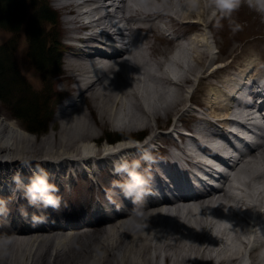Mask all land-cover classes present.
I'll list each match as a JSON object with an SVG mask.
<instances>
[{"label": "bare ground", "instance_id": "obj_1", "mask_svg": "<svg viewBox=\"0 0 264 264\" xmlns=\"http://www.w3.org/2000/svg\"><path fill=\"white\" fill-rule=\"evenodd\" d=\"M91 1L98 4L84 12L80 11V4L71 2L64 6V9L72 14L71 20L74 21L73 29L80 30L82 28H94L98 26L103 28V32L107 35L116 34L115 22L111 18L113 16L112 11L114 10L120 13V16L117 13L119 17L118 23L123 21L124 26L129 30V44L130 46H134L136 50L127 47L120 55L108 56L101 54V49L92 45L93 39H88L87 45L89 46L84 51L90 52L86 55L89 58L83 59L81 54L75 52L69 63L72 71L70 76L76 79L77 85L75 87H78V93L73 98H68L67 102L61 105L56 118L68 115L71 107H74V109L79 108L80 100H83L86 93L90 91L92 98L94 96L104 98L106 95L105 99H110L111 101L109 106L104 103V99L97 102V106L100 107L101 119H105L109 114L107 118H115L116 121L128 124L134 129L137 128L136 126L141 125L145 128L152 127L155 117L161 116L160 110L158 111L154 106L155 103L162 101L165 107H170L183 99L184 94L179 88L172 87L174 84L183 85L181 81L189 83L192 80L194 81L196 77L202 78L224 73V75L215 77L214 83L209 84L211 86L208 87V96L211 95V103L202 106H206L210 114L215 112L213 115L217 118V121L207 119L208 129L206 132L203 131L201 133V137L203 139H210L213 131L223 132L221 130L230 121L227 114L233 111L232 104L237 101V96L244 93L247 85H252V75L261 74L258 66L256 64L250 65L249 62H247L246 71L240 74L241 77H227L228 74L225 73L227 72V66L224 65L211 68L212 70L208 69L207 63L212 64L215 59L219 58L213 55V49L218 45L215 40L219 41L211 37L209 25L211 13L207 8L208 5H210V8L212 7L211 3L213 1L150 0L148 1V7L143 5L136 6L134 3L132 4L134 0H120L119 3L108 2L106 0L103 3H101L103 0H87L86 3ZM255 1H258L259 5L264 6V0ZM92 13L95 15L88 23L79 24L82 14ZM96 15L98 16L95 17ZM160 20H166L168 27L171 28L174 34L173 37L165 34L158 23ZM133 21L136 22V27L132 25ZM141 40H144V45L148 41V50L146 46L139 45ZM164 41L174 42L173 45L176 46L174 55L170 54L171 51L166 53L161 49ZM102 47L106 48L107 46ZM129 58L130 60H134L132 61L134 65L135 62H148L151 59L159 64L171 63L174 65V67H171V70H168L164 66L160 71L162 73L161 77H156L159 76L158 73L148 72L149 75L156 78L171 81V87H166L163 84L164 81L162 85L160 83L153 84L150 91L152 96L156 97L155 103L150 99L148 92L145 95L144 104L140 100V104L145 106L143 112H135L127 101V95L136 93L135 90L129 91L132 79L128 67H125L126 60H129ZM110 62L111 65L107 67V63ZM197 66L200 67L196 69ZM243 66L244 64L236 68L237 72L245 70ZM176 71L178 72L176 73ZM171 76H175V80ZM230 87L232 90H229ZM228 90L231 95H228ZM137 93H141V90H138ZM191 96V94L187 95V102L191 101ZM170 109H167V112L168 110L170 112ZM211 110L213 111L212 113ZM167 112L165 111V113ZM80 114L72 115L68 119H62L63 132L69 134L67 139L63 135L59 142L56 143L54 141L49 143V138H44L41 141L49 145L47 147L49 154L46 155L38 153L29 154L34 151L42 152L41 149H38V145H36V136L25 131L15 121L0 115V186L7 188L12 186L14 184L12 174L21 169L24 171H21V173H28V177L31 176L38 165L45 169H49L51 166L56 176L64 177L69 183L74 176L71 174L67 176L68 172L71 173L81 160L90 162L91 166L100 162V164L102 162L108 163L126 150L134 151L132 144L134 140L123 139L115 143L105 142L104 147L101 149L102 153L98 152V144L95 137L99 135V132L97 128H93L85 113L80 112ZM217 122H222V124H218ZM219 125L223 127L221 128ZM132 128L129 129L131 130ZM172 131L179 132L176 124H174ZM166 132L169 133V130ZM154 136L155 133L153 134ZM142 142L145 141L142 140ZM76 143L79 144V149L76 147ZM172 144L176 145V142L174 141ZM57 147L63 148L64 152L61 154L55 153ZM199 149L205 154L211 152L205 151L203 148ZM26 150L29 153L26 154ZM79 150L81 154H77ZM252 152L250 158H242L238 161L227 178V181H229L235 175L242 185L241 192L248 190L245 199L239 201V203L242 202L244 205L241 206L238 203L243 212L247 204H249L248 208L250 206L256 209L264 208V182H254L251 180L258 173H261L264 167V146L260 148L256 147ZM24 160L30 161L31 167L24 166L22 163ZM175 172L177 171L175 170ZM242 173H245V175L248 173V178L242 180ZM176 174L179 175V173ZM94 178H96V181L90 187L92 188L97 185L94 190L98 189L99 191L103 186L100 181L101 178H98L96 173H94ZM119 178L121 179V177ZM24 179L26 180V178ZM106 181L107 179L102 180L103 183H106ZM258 183H262L263 189L259 188ZM58 186L63 189L65 185L60 183ZM81 187L85 188V184L83 183ZM58 194L62 196V204H66L68 195L66 193ZM124 194L123 190H119L115 194V198L120 199L119 195L124 196ZM6 196L8 195L6 194ZM106 197L107 194L104 198ZM3 198L8 201L10 212L0 215V226L3 227L0 228V264H157L150 255L152 252H158L161 248L166 251L171 248L183 249L175 256L172 252H167L165 254L167 264H191L194 253L195 259L202 254L203 260L200 261V264H210L216 257L204 259L212 249V240H209L210 236L207 232V226L208 224L214 225L217 221L213 217L209 218V212L222 208L227 213H233V209L228 207L226 201L234 199L227 190H223L217 196L198 200L194 204L195 209H193L194 207L190 203L178 204L173 210L176 212L175 215H182L176 223L181 228L170 234L166 228L167 218L163 217L166 213L163 208L158 206H148L146 209H143L144 206H140L131 211L124 210L115 219L110 220L112 223L106 226L90 229V231L82 229L78 233H67L66 230L74 229L77 226L62 228L52 225L48 228L45 225H38L31 221L22 223L20 220L24 222L23 217L15 214V209L21 207V199L18 200L21 203H17L12 198ZM112 198L113 194H110L107 200H113ZM28 210L29 212L39 211V209L32 205L28 206ZM66 211V207L60 208L61 213L58 214L49 208L46 210L47 214L52 215L56 220H61L60 214L64 215ZM135 212L137 213L135 214ZM97 213L101 215H95ZM183 213H186L185 217ZM90 215V219H92V217L102 216V212L97 211L94 214L90 213ZM262 215L264 216V212H256V217H261ZM243 217H241L242 222L240 221L239 225L233 224L229 230L233 235L231 240L235 243H232L231 246L233 247L228 245L229 248H226L224 246L225 248L222 250V253L217 256L220 257L219 264H232V262L235 263L240 259H247L249 254L254 257L251 264H264L263 262L260 263L262 253H257L255 250L258 247L256 244L258 233L256 219L248 221V216L244 215ZM47 219L50 218L47 217ZM205 220V225L201 227ZM244 220L247 221L245 222ZM247 222H249L248 227L244 230L245 225L243 224ZM4 224H11V228H8ZM199 228H201L200 232L194 235L193 230ZM226 230H223V234H227ZM188 232L192 233L184 237L183 234L187 235ZM88 233L91 237L86 236ZM181 234L182 236H180ZM157 235L158 238L156 237ZM151 238L154 239L152 240ZM263 239L262 241H264ZM237 241L241 243L244 249L237 246ZM224 244V239H221L215 245Z\"/></svg>", "mask_w": 264, "mask_h": 264}, {"label": "rangeland", "instance_id": "obj_2", "mask_svg": "<svg viewBox=\"0 0 264 264\" xmlns=\"http://www.w3.org/2000/svg\"><path fill=\"white\" fill-rule=\"evenodd\" d=\"M148 1L150 0H134L132 1V4L138 6V5H143L148 7ZM213 3H211L212 7L210 8V5L207 6L209 12L211 13V21L209 22L210 28H211V37L214 39L216 38L219 42L215 40V42L218 44L215 46L213 49V55L216 57H219L215 59V64L214 63H207L208 69H213L214 66H219V65H224L227 66L225 72L227 77H230L232 74L230 72H235L236 68H238L240 65H242L245 62H249L251 64H256L260 70L261 73H264V7L259 5L255 0H211ZM45 0H39V5L41 6ZM49 4L51 8L55 9L59 13V23L57 25L55 24H48L47 25V30L48 32L54 31V35L58 37L62 41V43H67V35L69 33V26L66 21V11L64 9L59 8L57 4L52 2V0H49ZM205 2V1H204ZM206 4V2H205ZM220 7L219 13H216L217 8ZM11 32H9L6 29H1L0 28V43L5 42L11 37ZM162 42V41H161ZM174 42L170 41H164L163 44L161 45V49L164 50V52H170L172 54L175 49V45H173ZM139 45L141 43L139 42ZM148 41L144 46H146L148 50ZM180 47V46H179ZM131 49L136 50L134 46H131ZM179 49V48H177ZM27 50H28V45H27V39H26V34L24 31L21 32L20 34V42H19V47L16 51V59L17 62L20 66V69L25 76V78L29 81V83L33 86L35 90H37L39 95H46L49 96L53 93V100H56L59 97V94H64L71 96L74 93L76 94V79L70 76L71 74V69L69 67L70 63V58L71 54L69 55L68 52H64V57H63V72L60 75H57L53 77V83L51 90L47 87H44V83L42 81V74L38 69L32 64L30 59L28 58L27 55ZM138 58V57H137ZM134 60H129L125 63V67H128L131 75V82H130V89L135 90V94L127 95V91L125 92L128 98V102L131 104L130 106L133 108L135 112H143L145 109V106H142L140 104L141 102L144 104V98L145 95L148 94L150 95V99L155 103L156 97L151 94L150 89L152 88L153 84H163L169 88L171 81L168 80H162L160 78L156 77H161L162 73L160 72L163 67L165 66L168 70H171L172 65L171 63H166V64H159L155 60H149L148 62H135V65L132 63ZM130 62L132 64H130ZM205 64V63H204ZM214 64V65H213ZM107 65H110L107 64ZM108 67V66H107ZM200 66H197L196 69H198ZM203 67V66H202ZM232 69H229L231 68ZM211 69V70H212ZM177 70V69H176ZM148 72H153V73H158L159 76H152L149 75ZM160 72V73H159ZM163 72V71H162ZM178 71H176L177 73ZM175 73V74H176ZM204 74V73H203ZM224 75V73H219V74H214V75H209L207 77H202L198 78V80H192V82L189 83H184L181 81V84H174L172 87L179 88L180 91L184 94L183 99L170 107H165V104L160 101V103H155L154 106L155 108L160 110L161 116L156 118L153 121V126L152 127H144L143 125L141 126H136L137 128L134 129L130 127L128 124L118 122L115 120V118H107L101 119L100 118V111H99V106H97V102L102 99H104V103L109 106V103L111 102L110 99L106 100L104 98H100L99 96H94L92 98L90 95V91L86 93L85 97L83 100H80V107L74 109V107L70 108L68 111V115L66 114L63 117L56 118V114L59 112V108L61 106V101L59 104L56 105L55 107V112L54 116L50 122L49 125V130L47 132L43 133H34L30 130H28L25 125L19 120L18 118H15L11 111L5 107V105L0 101V115L5 116L8 119H11L15 121L19 126H21L25 131L28 133H31L36 136V145H38V149H41L42 152H31L26 150V154H35L38 153L40 155H46L49 154L47 151V147L49 145H46L42 143L44 138L48 139L49 143L51 142H59L60 138L65 135V139L69 137L68 133L63 132V123L62 119L69 118L72 115H81V113H85L86 118L91 122L93 125V128H97V131L99 132V135L95 137L96 142H97V149L98 152L100 151L102 153V148L104 147L105 142H110L107 137H109L108 133H111V137L109 138H114L116 134H135L139 135V133H145V139H153L154 142H161V143H167V147L170 148V144L174 143L173 137H171V134L167 133L166 127H169L172 124L176 125H188V126H195L198 121V118H189L190 111L193 108L190 103H188L187 100V95H192L190 100L193 102H196L198 104L204 105V104H209L211 103V95L208 96V87L210 83H214V78ZM197 78V77H196ZM190 84V85H189ZM86 85V84H85ZM171 87V86H170ZM138 90H141V93H137ZM188 90V91H187ZM105 91V90H104ZM108 95V94H107ZM149 97V96H147ZM55 98V99H54ZM112 99V98H111ZM57 101V100H56ZM136 102V103H135ZM187 102V103H186ZM190 102V101H189ZM119 103V102H118ZM138 103V104H137ZM149 103V100H148ZM104 104V105H105ZM172 107V109H170ZM184 108V110H182ZM154 109V110H157ZM167 109H170L171 111L167 112ZM108 110V108H107ZM106 110V111H107ZM142 110V111H141ZM152 110V107H151ZM178 110V111H177ZM190 110V111H189ZM165 111L167 113H165ZM208 111V109H207ZM193 112H196L195 110ZM213 111L211 110V113ZM189 113V114H188ZM192 113V112H191ZM215 112L208 114L210 116H214ZM195 119V120H194ZM204 125H208V123H204ZM129 128H132L131 130ZM74 133V132H72ZM155 133V136L153 137V134ZM51 136V137H50ZM67 136V137H66ZM51 140V141H50ZM152 141V144H156ZM42 143V144H41ZM41 144V145H40ZM76 147L79 149V144L76 143ZM63 148L57 147L55 149V153L61 154L63 153ZM81 154V151L79 150L77 154ZM137 152L135 151H129L130 156H133V154H136ZM162 154L161 157L165 156L166 150L163 152H160ZM129 156V155H128ZM253 168V167H252ZM248 174V173H247ZM247 174L242 173V180L247 179ZM100 181L103 179H108V181L111 180L110 174L107 172V174H101L100 175ZM251 179V177H250ZM96 178L93 180H87L86 179H81L79 177H73L69 183L65 184L64 188L61 189L59 187V192L60 194L63 193L68 195L67 202L66 204L70 207H74L78 205V202H89L91 199L96 200L98 199V192L97 190H94V187H90L94 185ZM262 182H264V178L260 179ZM85 184V188H82L81 185ZM56 184L59 185V183L56 181ZM103 184V183H101ZM96 185V183H95ZM261 189H263L262 186H260ZM72 190L71 192L69 191ZM100 194H103V191L100 192ZM244 198L246 196H243ZM63 202V201H62ZM224 202V201H223ZM228 204V207H231L233 209V213H227L224 211L222 208L214 209L211 212H209V218L213 217L217 222L215 224H208L207 226V232L209 237V240H212V249L210 250L209 254L207 257H204V259H210L212 257L214 258V261L210 264H219L220 257H217L219 254L222 253V250L224 248H229L228 245H232V243H235L234 241L231 240L232 238V233L229 231L231 227L234 225H239L241 220V217L236 212L240 211V206L238 205L239 201H234L233 199H228L226 201ZM25 204V205H24ZM21 205L24 206H29L28 202H22ZM219 205V204H217ZM242 206V205H241ZM249 204L246 205V208H244V213L245 216H248V221L252 219L253 212L255 208L250 206L249 208L247 207ZM195 209V208H193ZM236 210V212H235ZM140 211V210H139ZM142 211V210H141ZM137 212H135L136 214ZM166 215L163 217L167 218V223H166V228L169 230V233L172 234L175 230H178L181 228L179 225L176 223L178 222V219H180V215H175L176 212L171 209H167L165 211ZM248 213V214H247ZM196 214V213H194ZM186 213H183V216L185 217ZM244 218V217H242ZM189 219V218H188ZM176 220V222H175ZM245 222L247 220H244ZM206 220L204 223H202L201 227L205 225ZM112 223L110 222H105L100 225H80L77 226L74 229L71 230H66L67 233H78L80 230L88 229H98L102 226H106L108 224ZM249 222L246 224L244 223V230L247 229ZM191 229V227H190ZM227 229V234H223V230ZM201 228L199 229H194L193 234L195 235L196 233H199ZM192 232H188L187 235L183 234L184 237H187L190 235ZM86 236H89V233L86 234ZM182 236V234L180 235ZM2 237V236H1ZM91 237V236H89ZM158 238V235L156 236ZM155 238V239H157ZM264 236H261L260 239V244L258 247L255 249L257 253H262L260 257V263H264V241L262 239ZM152 240L154 238H151ZM224 239L225 244L224 245H215L217 241ZM264 240V239H263ZM238 247L244 249V247L241 245L239 241H237ZM225 246V247H224ZM236 246V247H237ZM233 247V246H231ZM183 249H169V250H164L160 249L158 252H152L150 255L152 259L157 262V264H167V259L165 254L167 252H172L174 256L182 251ZM208 252V250H206ZM197 252V251H195ZM254 253V252H253ZM50 254V253H49ZM198 256L195 259V253L192 256V263L191 264H200V261L203 260V257ZM245 256V255H244ZM254 257L252 255H248L247 259L244 261V259H240L239 261H236L235 263L232 262V264H251L253 261ZM112 261V260H110Z\"/></svg>", "mask_w": 264, "mask_h": 264}, {"label": "trees", "instance_id": "obj_3", "mask_svg": "<svg viewBox=\"0 0 264 264\" xmlns=\"http://www.w3.org/2000/svg\"><path fill=\"white\" fill-rule=\"evenodd\" d=\"M58 14L39 0H0V28L11 37L0 43V101L15 118L34 133L49 130L56 100L39 95L23 75L16 59L20 34H26L27 55L42 74V81L51 90L53 77L61 73L62 43L48 32L49 23L58 24ZM55 99V98H54ZM111 137V133H108Z\"/></svg>", "mask_w": 264, "mask_h": 264}, {"label": "clouds", "instance_id": "obj_4", "mask_svg": "<svg viewBox=\"0 0 264 264\" xmlns=\"http://www.w3.org/2000/svg\"><path fill=\"white\" fill-rule=\"evenodd\" d=\"M142 159L154 162L155 157L148 152L142 153ZM24 166L31 167L30 161L24 160ZM115 171L127 174V179L118 182L124 193L134 199H143L150 193V167L141 170V159H133L129 161L122 158L120 162L115 164ZM51 173L42 166H36L27 181L24 180L22 173L17 171L12 176L14 183L13 192L22 195L29 205L39 209V211L31 213V220L41 222L47 219L48 208L59 210L62 206V196L59 195V187L56 182L51 179ZM10 212L8 201L0 198V215ZM20 212L24 217H29L30 213L27 206L21 205Z\"/></svg>", "mask_w": 264, "mask_h": 264}]
</instances>
